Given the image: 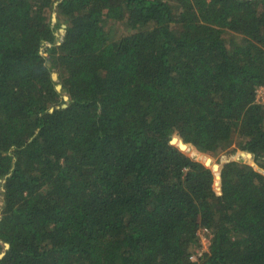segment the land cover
I'll list each match as a JSON object with an SVG mask.
<instances>
[{
    "label": "trees",
    "instance_id": "obj_1",
    "mask_svg": "<svg viewBox=\"0 0 264 264\" xmlns=\"http://www.w3.org/2000/svg\"><path fill=\"white\" fill-rule=\"evenodd\" d=\"M261 87L264 0H0V264H264Z\"/></svg>",
    "mask_w": 264,
    "mask_h": 264
},
{
    "label": "built area",
    "instance_id": "obj_2",
    "mask_svg": "<svg viewBox=\"0 0 264 264\" xmlns=\"http://www.w3.org/2000/svg\"><path fill=\"white\" fill-rule=\"evenodd\" d=\"M264 90V87H261L259 90H258V93H257V98L258 99H261V92ZM264 98V97H263ZM198 233L201 235V243H202V249L199 250V253L198 255L201 256L203 254V250L207 249L208 248V245H209V237L207 236V233H209V229L204 227V228H201Z\"/></svg>",
    "mask_w": 264,
    "mask_h": 264
},
{
    "label": "water",
    "instance_id": "obj_3",
    "mask_svg": "<svg viewBox=\"0 0 264 264\" xmlns=\"http://www.w3.org/2000/svg\"><path fill=\"white\" fill-rule=\"evenodd\" d=\"M66 27V25L65 24H63L62 25V28H61V31H64V28ZM52 78H53V80L54 81H58V79H59V77H58V73L57 72H53V74H52ZM62 84L61 83H58L57 84V86H56V88H57V90L58 91H61L62 90ZM65 100H68L69 99V97L67 96V95H65ZM67 106V104H63V107H66ZM51 110H53V108L51 109ZM6 247L8 248L9 247V244L8 243H6ZM4 255V253H2L1 255H0V257H2Z\"/></svg>",
    "mask_w": 264,
    "mask_h": 264
},
{
    "label": "rangeland",
    "instance_id": "obj_4",
    "mask_svg": "<svg viewBox=\"0 0 264 264\" xmlns=\"http://www.w3.org/2000/svg\"><path fill=\"white\" fill-rule=\"evenodd\" d=\"M58 21V18H57V13H53V22L54 23H56ZM118 29L120 30V31H122V29H123V26H121V25H119L118 26ZM58 73V72H57ZM261 94V100H264V90L260 93ZM3 190V188H2V186L0 185V191H2ZM2 197V196H1Z\"/></svg>",
    "mask_w": 264,
    "mask_h": 264
}]
</instances>
